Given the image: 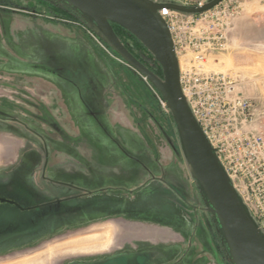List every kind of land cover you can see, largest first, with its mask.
I'll return each mask as SVG.
<instances>
[{
    "label": "rangeland",
    "instance_id": "obj_1",
    "mask_svg": "<svg viewBox=\"0 0 264 264\" xmlns=\"http://www.w3.org/2000/svg\"><path fill=\"white\" fill-rule=\"evenodd\" d=\"M223 4L235 11L223 30L226 48L199 72L232 77L252 105L244 127L264 136V0H222L213 8ZM57 7L68 9L58 0H0V223L13 224L0 229V264H29L38 255L51 257L43 264L95 257L126 264L113 255H137L141 264L149 257L154 264H233L163 95L88 16L68 9L74 20ZM65 189L70 207L63 209ZM129 222L142 233L172 227L184 240H123ZM195 224L204 230L191 245L182 228ZM91 232H108L104 251L71 254L69 240Z\"/></svg>",
    "mask_w": 264,
    "mask_h": 264
},
{
    "label": "water",
    "instance_id": "obj_2",
    "mask_svg": "<svg viewBox=\"0 0 264 264\" xmlns=\"http://www.w3.org/2000/svg\"><path fill=\"white\" fill-rule=\"evenodd\" d=\"M91 19L95 30L163 95L171 110L193 176L199 182L224 236L233 264H264V234L245 206L201 124L180 82V66L168 26L153 0H58ZM222 0L198 6L170 5L201 13ZM112 23L136 35L162 65L164 78L143 64L121 41Z\"/></svg>",
    "mask_w": 264,
    "mask_h": 264
},
{
    "label": "built area",
    "instance_id": "obj_3",
    "mask_svg": "<svg viewBox=\"0 0 264 264\" xmlns=\"http://www.w3.org/2000/svg\"><path fill=\"white\" fill-rule=\"evenodd\" d=\"M159 14L174 42L187 101L264 234V136L244 127L250 122L251 102L235 92V80L229 75L199 72L212 53L226 48L223 30H229L235 11L223 4L192 14L163 4Z\"/></svg>",
    "mask_w": 264,
    "mask_h": 264
},
{
    "label": "crops",
    "instance_id": "obj_4",
    "mask_svg": "<svg viewBox=\"0 0 264 264\" xmlns=\"http://www.w3.org/2000/svg\"><path fill=\"white\" fill-rule=\"evenodd\" d=\"M136 174V173H135ZM61 190V189H59ZM54 190H48L46 191V195H49L51 193H54ZM71 196L70 191H66L65 189V195L64 197H62V199L65 201L64 207L63 209H66L67 207H70L69 204L70 202H68V198ZM80 201H79V206L80 209L82 207V195L80 194ZM60 199V198H59ZM96 199L93 200V202H95ZM115 203V202H114ZM59 210V209H58ZM52 215H55L54 213H51ZM138 224H142L141 222H137ZM132 225V226H131ZM133 225H136L134 223L129 222V225L127 227H124L123 230V240H127L130 242H135V241H140V240H148L150 241V243L155 244V242H157V239H163V237H165V240H169V239H175V242H179V240H184V238L178 233L176 232L172 227H168V226H159V225H151L150 229H147L145 232L142 233V230L139 231V228L133 227ZM198 227H196V224L192 226V228H187L183 226H181L180 228L183 229V231L185 232V235H187V237H189V239L191 240L190 243L191 245H193V241L194 240H199L202 236V232H203V225L201 224L200 227L197 224ZM98 229V227H97ZM105 229V228H103ZM113 231V228H112ZM150 232V233H149ZM103 234H98V232H91L89 233L87 236L85 237H74L71 240H69V244L72 245L73 247L76 248V250L71 251V254H81V253H97V252H102L105 249V245H102V242L107 240V237L105 238V236L107 235L108 232H106V234L104 232H102ZM147 233V234H146ZM180 238V239H179ZM193 240V241H192ZM148 243V242H147ZM109 245V244H108ZM62 246V245H60ZM40 258V259H39ZM51 257H45V255L43 256H36V258H33V260H28L27 263L29 264H43V263H38L39 260H43L44 262H47L48 259ZM115 258V257H113ZM150 260V262H148V260ZM100 260L102 261V259H97L96 257L94 259H92L91 261H97ZM123 260L126 261V264H141L140 259L137 255H132L129 257H123ZM147 260L148 264H154L156 259L149 257ZM90 261V262H91ZM181 260H179L180 263ZM111 261L110 259H105V264H110ZM116 260H113L112 263H115ZM85 264V263H84ZM103 264V263H102Z\"/></svg>",
    "mask_w": 264,
    "mask_h": 264
},
{
    "label": "trees",
    "instance_id": "obj_5",
    "mask_svg": "<svg viewBox=\"0 0 264 264\" xmlns=\"http://www.w3.org/2000/svg\"><path fill=\"white\" fill-rule=\"evenodd\" d=\"M61 2V1H60ZM63 3V2H62ZM64 6L68 9L73 10L72 7L68 6L67 4L63 3ZM66 9H61V8H55L56 11H61L64 12V16L67 17H71L74 20H77L78 18L74 15H72L69 10ZM113 28L115 30V32L117 33V35L119 36V38L121 39V41L125 44V46L143 63L145 64L148 68H150L153 72H155L159 77L164 78V70L162 65L157 61L156 57L154 56V54L142 43V41L136 36L134 35L131 31H129L128 29L122 27L121 25L117 24V23H112ZM127 39H132V41L138 45L141 49L145 50L146 52H148L149 57L151 58V60H146L144 58H142L139 54H137V52L134 51V49L130 46V44L127 42ZM226 244V242H225Z\"/></svg>",
    "mask_w": 264,
    "mask_h": 264
},
{
    "label": "flooded vegetation",
    "instance_id": "obj_6",
    "mask_svg": "<svg viewBox=\"0 0 264 264\" xmlns=\"http://www.w3.org/2000/svg\"><path fill=\"white\" fill-rule=\"evenodd\" d=\"M3 225H9V226H11L13 224L12 223H0V229H2L1 226H3ZM4 229H6V228H4ZM7 229H10V228H7ZM110 257H127V256L126 255H113V256H110ZM102 263L105 264V259H102V261H100V260L91 261V262H88V263H85V264H102Z\"/></svg>",
    "mask_w": 264,
    "mask_h": 264
}]
</instances>
